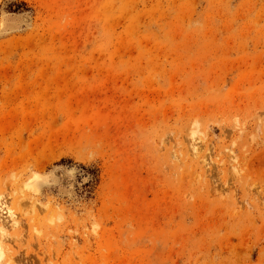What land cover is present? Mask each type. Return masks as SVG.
Returning a JSON list of instances; mask_svg holds the SVG:
<instances>
[{"label":"rangeland","instance_id":"rangeland-1","mask_svg":"<svg viewBox=\"0 0 264 264\" xmlns=\"http://www.w3.org/2000/svg\"><path fill=\"white\" fill-rule=\"evenodd\" d=\"M1 201L9 264H264V0H0Z\"/></svg>","mask_w":264,"mask_h":264},{"label":"bare ground","instance_id":"bare-ground-1","mask_svg":"<svg viewBox=\"0 0 264 264\" xmlns=\"http://www.w3.org/2000/svg\"><path fill=\"white\" fill-rule=\"evenodd\" d=\"M3 205L4 203L3 201H1L0 202V237H3L2 239H5L7 228L15 225L17 221L13 217L11 210ZM5 240L7 241V239ZM3 254L4 253H2V251L0 250V264H9L11 259L9 258V256L6 257Z\"/></svg>","mask_w":264,"mask_h":264}]
</instances>
